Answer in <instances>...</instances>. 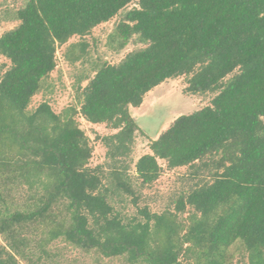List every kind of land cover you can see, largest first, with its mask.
Returning <instances> with one entry per match:
<instances>
[{"label": "trees", "instance_id": "trees-1", "mask_svg": "<svg viewBox=\"0 0 264 264\" xmlns=\"http://www.w3.org/2000/svg\"><path fill=\"white\" fill-rule=\"evenodd\" d=\"M133 1L138 6L117 25L120 45L133 33L149 45L119 65L96 64L85 85L80 78L78 108L55 112L44 101L28 111L56 66L57 47ZM16 18L0 36V55L10 61L0 66V264H49L58 239L128 264H230L228 249L238 243L248 264H264V0H26ZM85 46L71 44L68 62L80 60ZM178 76L188 78L191 93L217 94L151 140L136 173L153 181L159 159L171 168L189 165L192 177L210 165L216 171L181 193L174 211L121 215L111 200L120 189L133 194L125 159L139 131L129 108ZM77 113L116 131L105 137L108 173L88 166L91 149ZM24 186L28 204L11 209L13 187ZM187 206L184 224L178 214ZM31 224L33 238L23 234Z\"/></svg>", "mask_w": 264, "mask_h": 264}, {"label": "rangeland", "instance_id": "rangeland-1", "mask_svg": "<svg viewBox=\"0 0 264 264\" xmlns=\"http://www.w3.org/2000/svg\"><path fill=\"white\" fill-rule=\"evenodd\" d=\"M25 3L26 0H0V36L19 24L16 12ZM136 6H138L137 1L131 2L108 21L96 25L87 35L73 36L65 44L59 45L55 53L56 66L50 74L41 80L40 88L31 98L27 110H34L44 101L48 102L55 112H60L73 105L78 108L76 88L80 78L83 77L81 85H85L87 80L84 78L91 77L92 68L96 64L107 62L119 65L129 54L146 48L149 42L136 33L131 34L125 43L120 45L121 40L116 31L125 12ZM73 43L86 46L83 57L71 64L66 56ZM78 51H80V47L75 48V52ZM1 65L4 70L10 66L9 59L3 55H0ZM231 76L232 74L227 78ZM187 79L185 76L166 79L144 95L141 105L129 108L139 126V131H136L131 152L125 159L127 182L130 184L133 194H127L123 189H120L119 195H114L111 200L121 215L136 217L138 216L137 210L145 207L151 212H161L166 208L174 211V201L181 193L184 194L195 184L209 180V174L216 171L213 165H210L203 168L198 176L192 177L194 169L189 165L171 168L166 160L159 159L160 172L153 181L143 182L136 173L135 163L139 157L151 153L149 149L151 140L156 139L177 116L189 114L210 105L211 100L217 94V92L191 93L187 90ZM74 118L79 128L84 132L88 147L91 149L88 166L92 169L101 167L100 170L108 173L111 162L107 157L105 137L116 131L108 128L105 123H90L80 113H77ZM209 160L210 157L204 158L206 162H210ZM122 164L124 162H121L120 165ZM102 181L107 186L109 179L104 177ZM28 193L30 191H27L26 186L21 189L13 187L14 201L8 199L9 207L11 209L24 208L28 204H25ZM58 207L59 211L64 214L63 204L59 203ZM4 208L5 205L0 202V216L3 214ZM191 211L192 209L187 206L182 213L178 214L184 224ZM34 227V224H31L30 227L24 228L23 234L32 235L31 238L36 237L37 231L34 230ZM0 242L5 243L2 236H0ZM228 252L230 264H248V258L244 256L243 249L238 243L229 247ZM51 255L53 257L49 264H128L123 257L99 258L93 252H85L73 247L64 239H58L51 245ZM192 261L196 263L195 254ZM22 264L26 263L22 262Z\"/></svg>", "mask_w": 264, "mask_h": 264}]
</instances>
